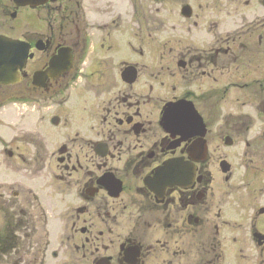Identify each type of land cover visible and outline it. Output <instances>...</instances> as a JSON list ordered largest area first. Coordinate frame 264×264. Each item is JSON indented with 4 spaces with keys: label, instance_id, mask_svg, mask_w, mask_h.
Instances as JSON below:
<instances>
[{
    "label": "flooded vegetation",
    "instance_id": "1",
    "mask_svg": "<svg viewBox=\"0 0 264 264\" xmlns=\"http://www.w3.org/2000/svg\"><path fill=\"white\" fill-rule=\"evenodd\" d=\"M0 37L40 113L0 264H264V0H0Z\"/></svg>",
    "mask_w": 264,
    "mask_h": 264
},
{
    "label": "rangeland",
    "instance_id": "2",
    "mask_svg": "<svg viewBox=\"0 0 264 264\" xmlns=\"http://www.w3.org/2000/svg\"><path fill=\"white\" fill-rule=\"evenodd\" d=\"M14 91L13 89L0 90V137L11 146L18 145L20 152H22L24 130L28 125L33 126L39 122L40 113L36 112L39 111L38 106H33L26 99L22 97L12 98L11 95ZM82 106H85L84 102L80 105V107ZM32 130L34 129L32 128ZM13 167L22 168L21 165H15L14 161H8L5 157L0 158L1 186L7 187L13 180L18 183L22 180L21 171L15 174L11 173V168L13 169Z\"/></svg>",
    "mask_w": 264,
    "mask_h": 264
},
{
    "label": "water",
    "instance_id": "3",
    "mask_svg": "<svg viewBox=\"0 0 264 264\" xmlns=\"http://www.w3.org/2000/svg\"><path fill=\"white\" fill-rule=\"evenodd\" d=\"M0 44H16V42L0 37ZM26 59L24 47H0V87L17 82L18 71H22ZM170 110L169 106L165 110L163 126L167 124L166 119Z\"/></svg>",
    "mask_w": 264,
    "mask_h": 264
}]
</instances>
